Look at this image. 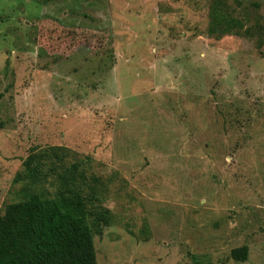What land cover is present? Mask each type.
I'll return each instance as SVG.
<instances>
[{"label": "rangeland", "instance_id": "obj_1", "mask_svg": "<svg viewBox=\"0 0 264 264\" xmlns=\"http://www.w3.org/2000/svg\"><path fill=\"white\" fill-rule=\"evenodd\" d=\"M64 174L98 264H264V0H0V216Z\"/></svg>", "mask_w": 264, "mask_h": 264}, {"label": "trees", "instance_id": "obj_2", "mask_svg": "<svg viewBox=\"0 0 264 264\" xmlns=\"http://www.w3.org/2000/svg\"><path fill=\"white\" fill-rule=\"evenodd\" d=\"M215 17L225 31L232 30L231 20L219 11ZM61 181L54 197L33 193L6 207L0 216V264H98L94 233L108 224V212L90 207L74 176L64 174ZM231 257L246 262L249 247L234 249Z\"/></svg>", "mask_w": 264, "mask_h": 264}]
</instances>
